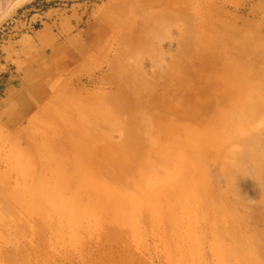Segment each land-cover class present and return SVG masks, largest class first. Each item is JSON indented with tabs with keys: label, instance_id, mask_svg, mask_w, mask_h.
<instances>
[{
	"label": "rangeland",
	"instance_id": "obj_1",
	"mask_svg": "<svg viewBox=\"0 0 264 264\" xmlns=\"http://www.w3.org/2000/svg\"><path fill=\"white\" fill-rule=\"evenodd\" d=\"M14 1L0 46L61 0ZM90 3L80 70L0 114V264H264V0Z\"/></svg>",
	"mask_w": 264,
	"mask_h": 264
},
{
	"label": "crops",
	"instance_id": "obj_2",
	"mask_svg": "<svg viewBox=\"0 0 264 264\" xmlns=\"http://www.w3.org/2000/svg\"><path fill=\"white\" fill-rule=\"evenodd\" d=\"M97 12L90 0H61L19 15L13 36L0 46V114L6 122L30 118L50 84L80 70L99 40Z\"/></svg>",
	"mask_w": 264,
	"mask_h": 264
},
{
	"label": "bare ground",
	"instance_id": "obj_3",
	"mask_svg": "<svg viewBox=\"0 0 264 264\" xmlns=\"http://www.w3.org/2000/svg\"><path fill=\"white\" fill-rule=\"evenodd\" d=\"M28 1H30V0H15V1H14V6H15V7L20 6V5H22V4H24V3L28 2ZM12 5H13V4H12ZM147 107H148V106H147ZM196 109L198 110V106H197Z\"/></svg>",
	"mask_w": 264,
	"mask_h": 264
}]
</instances>
